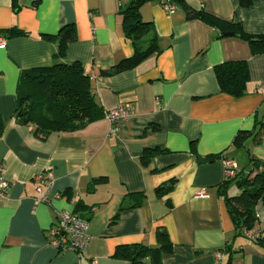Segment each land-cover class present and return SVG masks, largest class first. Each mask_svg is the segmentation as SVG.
I'll return each instance as SVG.
<instances>
[{"label":"crops","instance_id":"0c3cea01","mask_svg":"<svg viewBox=\"0 0 264 264\" xmlns=\"http://www.w3.org/2000/svg\"><path fill=\"white\" fill-rule=\"evenodd\" d=\"M130 2L0 0V30L27 32L6 38L0 47V166L12 184L8 196L0 197V264H131L116 251L157 248L158 230H165L172 247L161 253V264H264V204L257 205L256 240H251L237 236L219 195L224 159L234 160L240 171L251 169L250 155L264 162V136L255 143L250 135L264 117V54L253 55L247 42L189 19L184 9L204 10L264 36V0L250 7L241 0H178L172 14L161 2L146 3L142 17L153 22L161 52L107 76L105 71L134 56L120 13ZM69 24L76 40L63 61L82 64L104 115L84 129L41 140L17 118L20 78L56 61L60 31ZM232 61L249 65L242 98L222 93L215 74L217 65ZM124 106L130 107L128 117L113 124L108 114ZM240 132L247 136L237 148ZM146 150L162 153L144 165ZM241 152L247 157L244 167L236 158ZM44 170L53 171L55 181L50 202L41 204L34 178ZM171 180V193L159 195L157 188ZM233 190L229 194L235 195ZM202 191L208 197H200ZM140 194V206L133 207ZM123 205L127 208L120 211ZM56 211L88 221L82 255H60L49 244ZM142 264H153L152 257Z\"/></svg>","mask_w":264,"mask_h":264},{"label":"trees","instance_id":"16d2710c","mask_svg":"<svg viewBox=\"0 0 264 264\" xmlns=\"http://www.w3.org/2000/svg\"><path fill=\"white\" fill-rule=\"evenodd\" d=\"M253 1L241 0V5L250 7ZM150 2L163 4L178 2V0H131L121 10L124 33L134 46V56L122 60L111 70L105 71L104 75L111 76L132 69L161 52L159 37L153 22L144 20L141 13L142 6ZM184 9L189 19L200 20L218 30L223 36L226 32H234L235 36L248 43L253 55L264 54L263 35H250L241 23L220 20L204 10L196 11L187 5H184ZM26 35L27 32L16 27L0 30V37L4 39ZM75 40V26L73 24L64 26L59 34L56 61L50 66L32 69L21 74L17 118L21 123L33 127L35 136L41 140L54 132L84 129L104 115L102 107L92 95L90 77L85 73L82 64L63 61L69 44ZM215 74L222 93L234 98H242L246 95L250 82L249 65L246 61H232L217 65ZM250 135L255 143H260L264 136V117L257 122V129ZM246 136L247 132L239 133L234 142L237 148L244 146ZM158 153L162 152L146 150L141 162L148 165ZM249 160L251 164L249 171H239L236 178L226 180L219 187V195L226 203L237 236H247L248 232H253L258 223L257 205L264 204V162L251 155ZM231 185L237 186L238 194H229ZM174 186L175 181L171 180L159 186L156 191L159 195H168ZM142 199L143 195L140 194V201L132 206H140ZM126 208L127 206L123 205L120 211ZM157 239L159 243L157 248L142 245L124 246L119 248L115 255L130 261L131 264H142L148 257H152L153 264H161V253L171 251L172 247L165 230H158ZM251 240H256V236Z\"/></svg>","mask_w":264,"mask_h":264},{"label":"built area","instance_id":"2783aa9c","mask_svg":"<svg viewBox=\"0 0 264 264\" xmlns=\"http://www.w3.org/2000/svg\"><path fill=\"white\" fill-rule=\"evenodd\" d=\"M164 9L172 14L177 9L176 5L170 2L163 3ZM5 39L0 38V47H4ZM130 107L124 106L111 111L108 114L109 120L113 123H122L129 115ZM225 168V181L236 178L240 169L236 162L232 159L223 160ZM55 181L53 171L44 170L34 178L36 189V202L37 203H49V192ZM11 183L4 177V167L0 166V197L6 198L8 191L11 187ZM200 197H208L206 192L199 193ZM247 236L254 239L253 232H248ZM47 237L49 244L57 250L58 253L73 252L82 255L87 248L89 242L88 235V221L82 219L75 213L68 211H56V221L54 225L47 231ZM217 258L222 260V254H218ZM91 264H97L96 260H93Z\"/></svg>","mask_w":264,"mask_h":264},{"label":"rangeland","instance_id":"374dc122","mask_svg":"<svg viewBox=\"0 0 264 264\" xmlns=\"http://www.w3.org/2000/svg\"><path fill=\"white\" fill-rule=\"evenodd\" d=\"M236 158L240 162L242 167H244L248 164L247 157H246V154L244 152H241ZM231 187L235 189V190H233L235 192L232 191L233 193H235V194L239 193V189L237 188L236 185H231Z\"/></svg>","mask_w":264,"mask_h":264},{"label":"water","instance_id":"95a60500","mask_svg":"<svg viewBox=\"0 0 264 264\" xmlns=\"http://www.w3.org/2000/svg\"><path fill=\"white\" fill-rule=\"evenodd\" d=\"M235 33L234 32H226L224 33V36H234ZM215 160H206V159H200L199 163H207V162H213Z\"/></svg>","mask_w":264,"mask_h":264}]
</instances>
